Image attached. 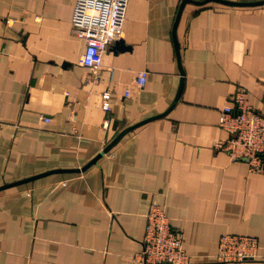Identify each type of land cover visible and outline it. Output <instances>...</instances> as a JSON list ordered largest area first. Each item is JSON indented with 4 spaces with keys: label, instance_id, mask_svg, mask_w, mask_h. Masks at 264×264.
I'll list each match as a JSON object with an SVG mask.
<instances>
[{
    "label": "crops",
    "instance_id": "crops-1",
    "mask_svg": "<svg viewBox=\"0 0 264 264\" xmlns=\"http://www.w3.org/2000/svg\"><path fill=\"white\" fill-rule=\"evenodd\" d=\"M182 1L129 0L93 71L72 27L76 0H0V187L82 169L124 129L167 113L84 172L0 191V264H142L154 205L183 233L188 264H264V167L214 147L231 136L221 113L240 88L264 114V5L188 3L179 63ZM226 236L256 238L257 257L220 262Z\"/></svg>",
    "mask_w": 264,
    "mask_h": 264
},
{
    "label": "built area",
    "instance_id": "built-area-1",
    "mask_svg": "<svg viewBox=\"0 0 264 264\" xmlns=\"http://www.w3.org/2000/svg\"><path fill=\"white\" fill-rule=\"evenodd\" d=\"M129 0H76L72 27L75 35L85 42L81 62L93 71L103 64L108 47L122 31ZM139 87L146 84V73H139ZM130 91L126 90V96ZM248 93L240 88L224 106L220 126L230 138L217 141L216 150L227 152L233 161H246L251 170L264 167V114L254 109ZM111 109L110 93H103V110ZM45 121H48L45 118ZM146 234L136 259L142 264H188L190 257L184 247V235L173 229L164 209L154 205L148 213ZM258 240L245 236H226L220 244L218 260L222 263L257 257ZM264 262V255L260 257Z\"/></svg>",
    "mask_w": 264,
    "mask_h": 264
},
{
    "label": "water",
    "instance_id": "water-1",
    "mask_svg": "<svg viewBox=\"0 0 264 264\" xmlns=\"http://www.w3.org/2000/svg\"><path fill=\"white\" fill-rule=\"evenodd\" d=\"M210 2H217V3H221V4H225V5H230V6H237V7H255V6H263L264 5V0L262 1H255V2H235V1H229V0H203V1H196V0H183L181 5H180V8H179V11H178V14H177V17H176V21H175V24H174V28H173V38H174V43H175V46H176V50H177V54H178V60H179V63H181V47H180V43H179V39H178V26H179V23H180V20H181V17H182V14H183V11L186 7V5L188 3H194L196 5H205V4H208ZM117 41V39L115 40ZM182 75H184V73L182 72ZM184 80L182 79V82H181V87H180V91H179V94L173 104V106L176 104V102L178 101L179 99V96L181 94V91H182V88H183V82ZM167 113H163L162 115H158V116H155V117H151L149 119H146L144 121H141L133 126H130L126 129H124L121 133H119L117 135V137L105 148V150L99 154L95 159H93L90 163H88L85 167H83L82 169H73V170H55V171H50L48 173H45V174H41V175H37V176H34V177H30L28 179H24L22 181H19V182H16V183H11V184H8V185H4L3 187H0V191L2 190H5V189H8V188H12V187H15V186H18V185H22V184H25V183H28V182H32L38 178H41V177H44L46 175H50V174H53V173H80V172H84L86 171L88 168H90L92 165L96 164L98 162V160L107 152H109L121 139L122 137L127 134L128 132L136 129L137 127L143 125V124H146L152 120H155L159 117H163L165 116ZM114 128H117V122H115V127Z\"/></svg>",
    "mask_w": 264,
    "mask_h": 264
}]
</instances>
